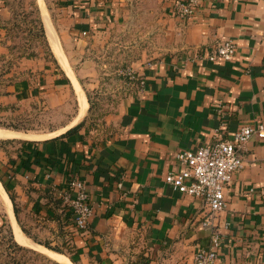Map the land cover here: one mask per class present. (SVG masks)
Masks as SVG:
<instances>
[{
	"label": "crops",
	"instance_id": "crops-1",
	"mask_svg": "<svg viewBox=\"0 0 264 264\" xmlns=\"http://www.w3.org/2000/svg\"><path fill=\"white\" fill-rule=\"evenodd\" d=\"M176 1L45 0L49 28L88 90L101 82L98 56L113 28L135 8L161 45L152 47L155 58L136 65L142 84L111 112L107 133L84 126L32 141L6 162L0 182L32 242L83 251L89 264H126L128 235L138 232L151 264H196V252L219 232L214 264H264V138L254 135L241 147L243 167L218 215L166 182L180 168L179 151L233 139L242 126L264 122V0H199L186 18L174 13ZM13 9L0 0V55L8 52ZM43 23L46 29L44 17ZM224 40L237 44L233 59H209ZM30 64L36 71L37 62ZM54 70L52 82L74 86L68 73L62 79ZM33 87L19 78L0 100L29 99ZM74 177L86 181L95 210L87 231L75 227L62 197ZM8 217L0 214V227Z\"/></svg>",
	"mask_w": 264,
	"mask_h": 264
},
{
	"label": "rangeland",
	"instance_id": "rangeland-1",
	"mask_svg": "<svg viewBox=\"0 0 264 264\" xmlns=\"http://www.w3.org/2000/svg\"><path fill=\"white\" fill-rule=\"evenodd\" d=\"M10 1L14 6L13 19L10 22L8 52L5 55H0V73L2 70L7 71L2 80L9 83L19 78H27L35 87H33L34 93L29 99L4 102L15 106L13 112L8 111L4 114L11 117L8 122L19 125V128L0 127V130L13 134L11 136L0 135V174L7 169L6 162L12 156L17 155L25 145L32 143L29 139L54 136L73 127L85 118V126L90 130L107 133V128L113 127V125H109L111 112H115L126 94L138 89L142 84L143 79L138 74L136 65L155 58L157 54L152 47L161 45V42H157L151 28H145L144 23V26L141 27L142 23L139 22L141 11L135 8L129 21L120 22L113 28V37L98 56L97 76L99 75L101 82L90 87L89 90L86 87L84 89L79 83L86 94H91L94 103L90 112L89 103L86 112L79 119L82 111L79 86L63 64V56L66 60L67 57L59 39L52 36L49 26L45 29L44 34L41 30L43 15L39 4L41 1L45 3V0ZM143 29H147L149 32L144 33ZM50 45L53 47L54 56L58 57V62L53 56ZM150 46L151 48H149ZM29 61L37 62L36 71L31 70ZM62 64L65 71L61 68ZM53 67L58 68L54 71L60 73L62 79H65V75L68 73L74 86L70 80L63 85L52 82L54 81L53 74H51L53 72L49 69ZM70 68L72 69L71 66ZM72 72L76 78L73 69ZM49 74L51 75L49 76ZM133 76L134 78H132ZM2 187L0 186V214L3 215L6 214V208ZM8 218L4 226L0 227V264H69L66 261H58L42 251L20 244L15 238L13 225ZM13 237L22 245L21 247L13 244ZM128 239L126 264H151V261L147 260L149 256L144 255L148 251L143 244L144 240L141 239V235L138 232H130ZM62 249L65 251L63 254L71 259L73 264H89L88 257L83 251L75 254L74 250L68 247L63 246Z\"/></svg>",
	"mask_w": 264,
	"mask_h": 264
},
{
	"label": "built area",
	"instance_id": "built-area-1",
	"mask_svg": "<svg viewBox=\"0 0 264 264\" xmlns=\"http://www.w3.org/2000/svg\"><path fill=\"white\" fill-rule=\"evenodd\" d=\"M198 2L177 0L174 13L181 18L192 17L197 12ZM236 51L237 44L233 40H224L211 51L208 58L231 60ZM254 135L264 138V122L242 126L235 132L233 139L219 140L195 150L179 151L176 157L180 168L170 171L166 175V182L182 193L201 199L213 215H218L227 207L225 189L243 167L241 147ZM62 197L72 212L75 227L87 231L95 210L86 181L79 177L72 178ZM221 244V234L214 232L210 247L196 252V264H214L219 257Z\"/></svg>",
	"mask_w": 264,
	"mask_h": 264
},
{
	"label": "bare ground",
	"instance_id": "bare-ground-1",
	"mask_svg": "<svg viewBox=\"0 0 264 264\" xmlns=\"http://www.w3.org/2000/svg\"><path fill=\"white\" fill-rule=\"evenodd\" d=\"M40 6H41V8L43 10V14H44L45 21H46L47 25L50 26V21L48 20L49 18L47 16V12H46V9H45L44 1H41L40 2ZM51 34H52V36H54V38H57L56 37L57 35L55 36L52 32H51ZM60 53H62V51H60ZM63 64L67 68V70L71 73V75H72L71 77H73L75 79L76 83L79 86L78 87L79 100H80V105H81V109H82L81 115H80V118L79 119H81V117L86 112V110H87V108L89 106V100H88L87 94L85 93V91L83 89H81V87L79 85V82L77 81V79L73 75L72 69L70 68V66H69V64H68V62H67V60H66V58L64 56H63ZM0 135H2V136H11L13 134L8 133V132H5L3 130H0ZM0 186L2 187L1 182H0ZM2 189H3L4 197H5V208H6V211L8 212V216L11 219L16 240L20 244L25 245V246H28V247H32V248L37 249L39 251H42L45 254L51 256L52 258H54V259H56L58 261H62V262L63 261H66L69 264H73V262L66 255H64L62 253H59L57 251H54V250H52L50 248H47V247H45L43 245L36 244V243L32 242L27 237V235L24 233V231L22 230V228L20 227V225L18 224V222L16 220L15 213H14V209H13V204H12V201H11L8 193L6 192V190L3 187H2Z\"/></svg>",
	"mask_w": 264,
	"mask_h": 264
},
{
	"label": "trees",
	"instance_id": "trees-1",
	"mask_svg": "<svg viewBox=\"0 0 264 264\" xmlns=\"http://www.w3.org/2000/svg\"><path fill=\"white\" fill-rule=\"evenodd\" d=\"M41 30H42V32L44 34L45 33V26H44L43 21H41ZM45 37H46V34H45ZM50 48H51V51L53 53L52 47H50ZM53 56H54V53H53ZM54 58L57 61V58L55 56H54ZM5 72H7V71L2 70V72L0 73V78H1L0 79V97L12 94V91L10 90V87H11V85H13L14 82H9L8 83V82H5V80H2L3 76H5ZM87 96H88L89 103H90V107H89V112H90L92 110L93 106H94V103L92 101L91 94L87 93ZM14 109H15L14 105L6 104V103L0 101V127L15 128V129L19 128V125L15 124V123L8 122L9 118H11V117H8V115L4 114V113H6L8 111L13 112ZM85 122H86V118L83 119L82 121H80L77 125H75L72 128H70L65 133L61 134L60 137H65V136H68V135H71V134H74V133L78 132L81 128H83L85 126ZM0 179L3 180L1 176H0ZM4 185L6 186V184H4ZM9 195H10L11 199L13 200V202L15 204L14 197L12 196L11 193H9ZM68 207L69 206L66 205L65 208L67 209ZM15 211H16V204H15ZM13 240L12 241H13V244L15 246H18V247L22 246L17 241H15L14 237H13ZM43 244H44V246H46V247H48V248H50V249H52L54 251H57L59 253H64L65 254V251L62 249L63 246H61V245H58V244L53 245L50 242H45ZM64 246H66V245H64ZM68 248H70V247H68ZM70 257H71V255H70ZM147 258H148L147 260H151L150 257H147ZM138 264H140V263H138Z\"/></svg>",
	"mask_w": 264,
	"mask_h": 264
},
{
	"label": "water",
	"instance_id": "water-1",
	"mask_svg": "<svg viewBox=\"0 0 264 264\" xmlns=\"http://www.w3.org/2000/svg\"><path fill=\"white\" fill-rule=\"evenodd\" d=\"M39 6H40V4H39ZM40 9H41V11H42V15H43V17H44V14H43V10H42V8H41V6H40ZM45 19V18H44ZM52 23V22H51ZM52 26H53V24H52ZM53 28H54V26H53ZM54 30H55V28H54ZM55 32H56V30H55ZM56 34H57V32H56ZM57 37H58V35H57ZM58 39H59V37H58ZM59 42H60V39H59ZM60 44H61V42H60ZM61 47H62V45H61ZM62 49H63V47H62ZM64 51V50H63ZM65 53V52H64ZM78 124V123H77ZM76 124V125H77ZM75 126V125H74ZM72 128V127H71ZM70 129V128H69ZM69 129H67V130H65V131H63L62 133H59V134H57V135H55V136H58V135H61V134H63V133H65L66 131H68ZM55 136H51V137H46V138H42V139H29V140H31V141H44V140H47V139H51L52 137H55ZM13 138V137H12ZM17 138H21V137H17ZM26 139V138H25Z\"/></svg>",
	"mask_w": 264,
	"mask_h": 264
}]
</instances>
